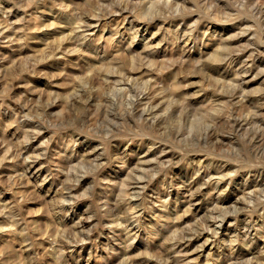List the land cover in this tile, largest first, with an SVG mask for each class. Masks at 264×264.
Wrapping results in <instances>:
<instances>
[{"label": "rangeland", "instance_id": "obj_1", "mask_svg": "<svg viewBox=\"0 0 264 264\" xmlns=\"http://www.w3.org/2000/svg\"><path fill=\"white\" fill-rule=\"evenodd\" d=\"M260 1L0 0V264H264V105L252 100L264 94ZM116 9L137 29L82 25ZM205 25L185 45L180 30ZM244 48L261 54L235 107L238 63L219 58ZM128 49L135 94L171 106L154 125L163 143L152 145L151 119L124 111L129 91L115 90ZM255 103L259 119L245 105ZM230 112L256 121L233 129ZM32 161L39 169H25Z\"/></svg>", "mask_w": 264, "mask_h": 264}, {"label": "bare ground", "instance_id": "obj_2", "mask_svg": "<svg viewBox=\"0 0 264 264\" xmlns=\"http://www.w3.org/2000/svg\"><path fill=\"white\" fill-rule=\"evenodd\" d=\"M99 1V0H98ZM102 1V0H101ZM110 1V0H109ZM112 1V0H111ZM221 1V0H220ZM235 1V0H234ZM255 2L256 4H257V0H252V2ZM260 1V0H259ZM165 2V1H164ZM175 2V1H174ZM180 2V1H179ZM205 2H206V0H205ZM211 2V1H210ZM261 2V4L260 5H257L256 6V4H255V6H253V10L252 11H254V13H257L258 15V17H259V20L261 21V22H263L264 23V0H261L260 1ZM102 3V2H101ZM106 3V2H105ZM111 3V2H110ZM155 3V2H154ZM166 3V2H165ZM199 3V2H198ZM204 3V2H203ZM239 3V2H238ZM237 3V4H238ZM259 3V2H258ZM52 4V3H51ZM113 4V3H112ZM176 4V3H175ZM216 4V3H215ZM250 4V3H249ZM94 5V4H93ZM148 5V4H147ZM154 5V4H153ZM206 5V4H205ZM219 5H221V4H219ZM236 5V4H235ZM175 6V5H174ZM177 6H178V4H177ZM224 6V5H223ZM228 6H229V4H228ZM115 7V6H114ZM121 7V6H120ZM240 7V6H239ZM252 7V6H251ZM100 8V7H99ZM124 8H125V6H124ZM149 8V7H148ZM151 8V7H150ZM172 8V7H171ZM174 8V7H173ZM227 8V7H226ZM177 9V8H176ZM208 9V8H207ZM117 11L119 10V9H116ZM115 11V10H114ZM174 11H175V9H174ZM225 11V10H224ZM233 11V10H232ZM96 12V11H95ZM116 12V11H115ZM127 12V13H126ZM130 12V11H129ZM108 13H109V15H108ZM114 13V12H113ZM113 13H111L110 14V12H107V17L106 18H103L102 16L100 17V15H97V16H93V17H91V18H88L87 20H86V23H83L82 25L83 26H86V27H90V26H97L98 24H100V22H102L101 20L102 19H104V20H110V19H112V18H114V19H116V21L119 23V22H121L120 24L122 25V24H126L127 26H125V27H127V28H133V27H135L136 29H137V23H135L133 20H131V19H129V13H128V11H123V9H120L119 10V12H116V13H118V14H113ZM145 13H147V12H145ZM145 13H143V14H145ZM173 13V12H172ZM232 13V12H231ZM129 14V15H128ZM133 14V13H132ZM253 14V13H252ZM91 15V14H90ZM210 15V14H209ZM37 16V15H36ZM255 16H256V14H255ZM155 18V17H154ZM210 18V17H209ZM72 19V18H71ZM75 20V19H74ZM79 20H81V19H79ZM103 20V21H104ZM195 20V19H194ZM84 21V20H83ZM152 21H154V19L152 20ZM77 22V21H76ZM105 22V21H104ZM160 22V21H159ZM72 23H73V21H72ZM80 23V22H79ZM192 23H193V21H192ZM195 24H197V22H194ZM77 24V23H76ZM76 24H74V25H76ZM104 24V23H103ZM102 24V25H103ZM116 24V23H115ZM142 24V23H141ZM254 24V23H253ZM252 24V25H253ZM71 25V24H70ZM79 26H82V25H80V24H78ZM101 25V29H102V27H104V25L102 26ZM117 25V24H116ZM5 26V25H4ZM36 26V25H35ZM73 26V25H72ZM119 26V25H118ZM206 26V25H205ZM1 27V26H0ZM160 27V26H159ZM179 25H177V27H176V30L178 31L179 30ZM3 29H4V27H2ZM6 28V27H5ZM8 28H10V27H8ZM80 28V27H79ZM117 28V27H116ZM142 28V27H141ZM180 28H182V27H180ZM184 28V27H183ZM188 28V27H187ZM190 28V27H189ZM208 28H209V26L207 25L206 27H204V29H203V27H202V30L201 29H199V26H198V29H196V28H194L193 26H192V28H190V29H184V30H180V31H182V37L184 38V40H185V45H187V44H189V43H194L195 42V40L197 39V38H199V36L201 35L202 36V38H203V36L206 34V32H208L207 30H208ZM245 28V27H244ZM1 29V28H0ZM75 29V28H74ZM86 29V28H85ZM90 29V28H89ZM246 29V28H245ZM6 30V29H5ZM5 30H3V32L5 31ZM71 30V29H70ZM73 30V29H72ZM71 30V31H72ZM158 30V29H157ZM175 30V31H176ZM201 30V31H200ZM7 31V30H6ZM70 32V31H69ZM119 32V30H117L116 32H114V33H118ZM104 33V32H103ZM169 33V32H168ZM252 33V32H251ZM67 34V33H66ZM73 34V33H72ZM89 34V33H88ZM102 34V33H101ZM131 34V33H130ZM129 34V35H130ZM260 34H261V36H262V38L264 37V29H262L261 31H260ZM1 35V34H0ZM4 34H2V36H3ZM69 35V34H68ZM81 35V34H80ZM83 35V34H82ZM99 35V34H98ZM119 35H122V32H119ZM8 35H6V37H7ZM116 36V35H115ZM214 36V35H213ZM103 37V36H102ZM124 37V36H123ZM234 37V36H233ZM72 38V37H71ZM108 38V37H107ZM111 38H113V37H111ZM65 39V38H64ZM74 39V38H73ZM201 39V38H200ZM61 40H63V39H61ZM70 40V39H69ZM99 40H100V38H99ZM121 40V39H120ZM10 41V40H9ZM64 41V40H63ZM108 41V40H107ZM60 42V41H59ZM263 42V44H264V40L262 41ZM219 43V42H218ZM225 43V42H224ZM57 44V43H56ZM262 44V45H263ZM129 45H130V43H129ZM128 45V46H129ZM146 45V44H145ZM184 45V44H183ZM184 45V46H185ZM190 45V44H189ZM221 45V44H220ZM246 45V44H245ZM53 46V45H52ZM67 46V45H66ZM79 46V45H78ZM127 46V47H128ZM226 46H227V44H226ZM190 47V46H189ZM230 47V46H229ZM57 48H58V46H57ZM129 48V47H128ZM218 48V47H217ZM220 48V47H219ZM232 48V47H231ZM63 49V48H62ZM220 49H222V48H220ZM243 49V48H242ZM50 50V49H49ZM53 50V49H52ZM55 50V49H54ZM66 50V49H65ZM129 50V52H130V54L132 53V50L131 49H128ZM216 50V49H215ZM232 50V49H231ZM234 50V49H233ZM238 50H240L239 48H238ZM218 51V50H217ZM221 51V50H220ZM223 51V50H222ZM127 52V51H126ZM135 52V51H134ZM146 52V51H145ZM216 52V51H215ZM225 52V51H224ZM67 53V52H66ZM219 53H221V52H219ZM264 53V52H263ZM127 54V53H126ZM129 54V55H130ZM137 54V53H136ZM260 54H261V51H257V52H254L253 51V49L251 50V49H249V50H247V48H246V50H245V48H244V50H242L240 53H238L237 51H235V52H233V53H229L228 52V54H227V56L226 55H224L222 58H219V63L221 64L222 63V65L225 63H233L234 61H237V63H238V67H237V69H235L234 71H233V74H234V77L235 78H238V77H240L241 78V80L243 79V76L245 75V74H247V73H249L250 71H251V69L253 68V66H254V63H256L257 61H258V57L260 56ZM138 55H136V56H134L133 55V53L131 54V63H130V66H129V69L128 68H125V64L123 65V63H122V66L121 67H119V65L117 66V69L118 68H120V74L117 76L118 77V79H113V82L115 83H117V84H119L120 85V87H119V89H115V88H113V90L115 89L117 92H119V90H122V92L123 91H129V93H127V95H122V92L120 91L119 93L122 95V98L120 99V103L123 105V109H124V111H126L127 113H129V115L131 114V116H134V115H140L139 117H141L142 119H144V120H150L151 119V121H152V126H153V129H154V133H153V138H152V140H153V144L152 145H154V144H156V143H160V142H162L163 143V141L164 140H167V138L165 137V136H163V132H159L158 131V129L155 127L156 126V124L160 121V118H161V116L162 115H165V114H167V113H170L171 114V110H170V107L171 106H169V107H164V106H166V105H164V106H162V103L164 102V99H161V96L159 97H157V94H152V96L151 97H148V95L147 94H149L148 92H145L144 90H143V92L141 91L140 93H139V95L137 96L136 94H135V92H134V89H133V87L130 85V82L131 81H133L134 79H135V77L136 76H138V75H133V73H132V70H133V68H135V65H134V58L135 57H137ZM173 56V55H172ZM221 57V56H220ZM169 58V57H168ZM213 58H214V56H213ZM200 59V58H199ZM110 60V59H109ZM163 60V59H162ZM201 60V59H200ZM217 60V59H216ZM8 61V60H7ZM98 61V60H97ZM125 61V60H124ZM164 61V60H163ZM162 61V62H163ZM171 61V60H170ZM128 62V61H127ZM137 62V61H136ZM186 62V61H185ZM138 63V62H137ZM147 63V62H146ZM218 63V62H217ZM112 64V63H111ZM116 64V63H115ZM139 64V63H138ZM142 64V63H141ZM156 64V63H155ZM159 64V63H158ZM212 64V63H211ZM127 65H128V63H127ZM126 65V66H127ZM137 65V64H136ZM166 65V64H165ZM195 65V64H194ZM258 65V64H257ZM108 66V65H107ZM139 67H140V65H138ZM142 66V65H141ZM132 67V68H131ZM205 67V66H204ZM259 67V66H258ZM107 68V67H106ZM113 68H116V66L115 67H113ZM112 68V69H113ZM136 68H138V67H136ZM146 68V67H145ZM144 68V69H145ZM101 69V68H100ZM105 69V68H104ZM127 69L129 70V71H127ZM107 70V69H106ZM105 70V71H106ZM109 70V69H108ZM119 70V69H118ZM126 70V71H125ZM204 70V69H203ZM215 70L216 71H219L220 69L219 68H216L215 67ZM111 71V70H110ZM116 71V70H115ZM141 71V70H140ZM142 72V71H141ZM221 72H224V70L223 71H221ZM140 74V73H139ZM143 74V73H142ZM108 75H109V73H108ZM100 76V75H99ZM106 76V75H105ZM211 76V75H210ZM231 77V76H230ZM105 78V77H104ZM103 78V76L101 77V79L103 80L104 79ZM106 78H107V76H106ZM106 78H105V80H106ZM112 78H114V77H112ZM139 78V77H138ZM233 79L234 80V82H232V80H230L229 79V81H230V83L232 82V83H235L236 82V85H237V87H234V90L233 91H231L230 92V94L228 95L229 96V98H232L233 96H235V95H237V99L235 100V102H234V104H233V106H235V107H239L242 103L244 104V102H246L247 100H245V99H243L242 100V98L240 97L241 95H242V92L244 91L245 92V90H244V88H243V86H242V84H243V80H242V82L241 81H238V79ZM92 79V78H91ZM151 79V78H150ZM240 80V79H239ZM107 81V83H108V80H106ZM105 81V82H106ZM176 81V80H175ZM104 82V81H103ZM111 82V81H110ZM113 82H111V83H113ZM138 82V81H137ZM146 82V81H145ZM132 83V82H131ZM139 83V82H138ZM143 83V82H142ZM147 83V82H146ZM230 83H228L229 85H231ZM101 84V83H100ZM216 84V83H215ZM76 85V84H75ZM134 85V84H133ZM149 85H151V84H149ZM217 85V84H216ZM235 85V86H236ZM76 86H78V85H76ZM152 86V85H151ZM151 86H150V88H151ZM154 86V85H153ZM233 86V85H232ZM114 87H116V86H114ZM138 87V86H137ZM141 87V86H140ZM161 87V86H160ZM176 87H178V86H176ZM231 87V86H230ZM229 87V88H230ZM118 88V87H117ZM157 88H158V86H157ZM157 88H155V89H157ZM222 88H223V86H222ZM91 89V88H90ZM143 89V88H142ZM154 89V88H153ZM226 89H228L227 87H226ZM233 88L231 87V90H232ZM114 90V91H115ZM149 90V89H148ZM166 90V89H165ZM110 91V90H109ZM126 91H125V93H126ZM150 91V90H149ZM158 91V90H157ZM160 91V90H159ZM158 91V92H159ZM223 91V90H222ZM76 92V91H75ZM109 93V92H108ZM160 93V92H159ZM117 94V93H116ZM115 94V95H116ZM165 94V93H164ZM159 95V94H158ZM179 95H180V93H179ZM133 96L135 97L136 96V99L134 98L133 99ZM149 96H150V94H149ZM174 96V95H173ZM172 96V97H173ZM227 96V97H228ZM242 96H244V95H242ZM171 97V96H170ZM171 97V98H172ZM246 97V96H245ZM175 98V97H174ZM184 98H185V96H184ZM236 98V97H235ZM170 99V98H169ZM176 99V98H175ZM247 99V98H246ZM252 100H254V101H261L260 103H263V105H264V94L263 95H259V96H257L255 99H252ZM184 101V100H183ZM212 101V100H211ZM230 101V100H229ZM234 101V100H233ZM112 104H114L115 103V99L112 97V101H110ZM173 102V101H172ZM177 101H175V103H176ZM181 102V101H180ZM227 102V101H226ZM98 103V102H97ZM119 103V104H120ZM127 103V106L125 105ZM229 103V102H228ZM252 104V105H250V104H245L246 105V107H248V108H251V114H254V116H256L258 119H259V117H261L262 115H263V113H262V115H261V111H260V109H259V107L258 106H260L261 104ZM166 104V103H165ZM223 104V103H222ZM170 105V104H169ZM181 106V108H183L184 107V105H183V103H181L180 104ZM263 105H261V106H263ZM161 106L162 107H164V109L163 108H161ZM187 106V105H186ZM225 106V105H224ZM45 107V106H44ZM175 107V106H174ZM179 107V108H180ZM216 107H218V106H216ZM28 108V107H27ZM161 108V109H160ZM23 109V108H22ZM172 109H173V107H172ZM176 109V108H175ZM162 110V111H161ZM218 110V109H217ZM236 110V109H235ZM248 110V109H247ZM235 112V111H234ZM240 112V111H239ZM24 113V112H23ZM43 113V112H42ZM172 113H173V111H172ZM249 113V112H248ZM25 114V113H24ZM28 114V113H27ZM227 114V113H226ZM250 114V113H249ZM107 116V115H106ZM192 116V115H191ZM249 116V115H248ZM256 117H254V118H251V120H250V118H247L246 116H244L243 118H241L239 115H234V113H232V112H230L228 115H226L223 119L227 122V124H229V126L230 127H232L233 129H246L247 127H248V125L252 122V121H254V119L256 118ZM222 118V117H221ZM263 118V117H262ZM261 118V119H262ZM113 119V118H112ZM115 119V118H114ZM222 119V120H223ZM260 119V120H261ZM216 120V119H215ZM214 120V121H215ZM223 120V121H224ZM255 121H256V119H255ZM263 121V120H262ZM223 123V122H222ZM257 123V122H256ZM258 124V123H257ZM145 125V124H144ZM150 124H148V126H149ZM155 125V126H154ZM209 125V124H208ZM147 126V125H146ZM258 126V125H257ZM261 126V125H260ZM150 127V126H149ZM264 127V126H263ZM256 128V131L258 130V128L260 129V127H255ZM254 128V129H255ZM247 130H248V128H247ZM252 130V129H251ZM243 131V130H242ZM255 131V130H254ZM246 132V131H245ZM249 132H252V131H250V129H249ZM259 132V131H258ZM163 133V134H162ZM239 133V132H238ZM240 133H241V131H240ZM247 133V132H246ZM246 133H243V134H246ZM253 133H255V132H253ZM176 134V133H175ZM179 134V133H178ZM260 134V133H259ZM241 135H242V133H241ZM258 135V134H257ZM257 135H253V136H251V139L250 140H252V142H255V141H258L260 138H258V136ZM167 136V135H166ZM220 135H219V133H217V131H215V129L213 128V126H209L208 128H207V132L205 133V137L206 138H208V139H212V138H215L216 139V141H218L219 139H218V137H219ZM200 137V136H199ZM204 137V138H205ZM225 137H226V135H225ZM246 137V136H245ZM248 137H250V136H248ZM260 137V136H259ZM263 137V136H262ZM176 137H174V139H175ZM177 139H178V137H177ZM248 139V138H247ZM221 140V139H220ZM249 140V141H250ZM210 142V141H209ZM221 141H219V143H220ZM246 142H248V140L246 141ZM260 142V141H259ZM253 144V143H252ZM255 145H256V143H254ZM249 145V144H248ZM250 146V145H249ZM251 147V146H250ZM259 147V146H258ZM233 148V147H232ZM148 149H150L149 147H148ZM257 151V150H256ZM147 152V151H146ZM159 152V151H158ZM163 152V149H161L160 150V153H162ZM255 152V151H254ZM12 153V152H11ZM253 154V153H252ZM256 154V153H255ZM24 156V155H23ZM254 157V156H253ZM25 159V158H24ZM25 161V160H24ZM199 161V160H198ZM22 162H23V160H22ZM28 165H26L25 166V163L24 164H22V166H25L26 168L25 169H33V168H37L36 167V163L34 162V161H32V162H30V163H27ZM201 164V163H200ZM138 166V165H137ZM141 167V166H140ZM142 168V167H141ZM151 168V167H150ZM38 169H39V167H38ZM145 169H143V171H144ZM142 171V172H143ZM155 173V172H154ZM215 173V172H214ZM217 173V172H216ZM153 175V174H152ZM151 175V176H152ZM142 176V175H141ZM212 176V175H211ZM216 176H217V174H216ZM219 177H221L220 176V174L218 175ZM71 178V177H70ZM77 178V177H76ZM140 178V177H139ZM218 181L219 180H217V184H218ZM169 182V181H168ZM215 184V183H214ZM72 194V193H71ZM66 195V194H65ZM190 199H191V197H190ZM192 201V200H191ZM198 203V202H197ZM58 205V204H57ZM119 205V204H118ZM115 207V206H114ZM4 208V207H3ZM120 209V208H119ZM132 209H133V207H132ZM122 212V211H121ZM125 212V211H124ZM113 213V212H112ZM224 214V213H223ZM220 215V214H219ZM128 216V215H127ZM118 217V216H117ZM124 217V216H123ZM53 219V218H52ZM212 219H214V218H212ZM124 220V219H123ZM78 221V220H77ZM116 221V220H115ZM118 221V220H117ZM124 221H126V222H128V225L129 224H131V219L130 218H125V220ZM221 219H220V221L218 220H212L211 221V225L212 226H214V229H213V231L215 230V226H217V224H218V228H220V225H221ZM12 223V222H11ZM59 223V222H58ZM9 224V223H8ZM7 224V225H8ZM15 224V223H14ZM120 224V223H119ZM127 224V223H126ZM3 226V225H2ZM5 226H6V224H5ZM14 226V225H13ZM61 227V226H60ZM130 227V226H129ZM216 227V228H217ZM218 228H217V231H218ZM54 229V228H53ZM52 229V230H53ZM129 229V228H128ZM59 230V229H58ZM77 231V230H76ZM60 232V231H59ZM184 232V231H183ZM210 232V230H205V231H200L199 233L197 232V236L198 237H200V238H203V239H201V241H202V244L200 245L202 248H203V246L207 243V241L209 240V237L211 236V234L209 233ZM216 232V231H215ZM76 233H78V232H76ZM81 234H82V232H80ZM81 234H80V236H81ZM87 234V233H86ZM90 234V233H89ZM89 234H87V235H89ZM214 234V233H213ZM233 234V233H232ZM60 235V234H59ZM86 235V236H87ZM185 235V234H184ZM79 236V235H78ZM84 237H85V234L83 235ZM82 236V237H83ZM189 236V235H188ZM67 237V236H66ZM191 237V236H190ZM88 238V237H87ZM184 238V237H183ZM76 239H78L77 237H76ZM180 239V238H179ZM80 240L81 241H83V239L82 238H80ZM184 240V239H183ZM62 241V240H61ZM52 242H53V240H52ZM68 242H70V241H68ZM177 242V241H176ZM188 244V243H187ZM185 245V244H184ZM184 245H182V246H184ZM55 247V246H54ZM59 248V247H58ZM181 248V247H180ZM183 249L185 250V248L183 247ZM55 251V250H54ZM52 252V251H51ZM170 252V251H169ZM185 252V251H184ZM18 254V253H17ZM54 254V253H53ZM53 256V255H52ZM199 256V255H198ZM18 257V256H17ZM61 257V256H60ZM165 257H166V255H165ZM238 258V257H237ZM237 260V259H236ZM165 261H167V260H165ZM175 261V260H174ZM246 261V260H245ZM249 261V260H248ZM126 262V261H125ZM176 262V261H175ZM174 262V263H175ZM237 264V263H236ZM245 264V263H244ZM248 264V263H247Z\"/></svg>", "mask_w": 264, "mask_h": 264}]
</instances>
